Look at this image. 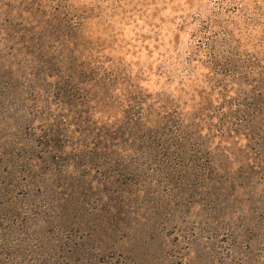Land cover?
Instances as JSON below:
<instances>
[{
	"label": "rangeland",
	"instance_id": "1",
	"mask_svg": "<svg viewBox=\"0 0 264 264\" xmlns=\"http://www.w3.org/2000/svg\"><path fill=\"white\" fill-rule=\"evenodd\" d=\"M0 264H264V0H0Z\"/></svg>",
	"mask_w": 264,
	"mask_h": 264
}]
</instances>
